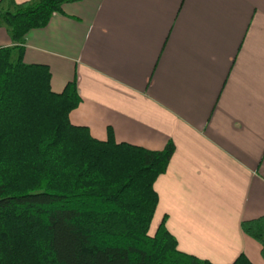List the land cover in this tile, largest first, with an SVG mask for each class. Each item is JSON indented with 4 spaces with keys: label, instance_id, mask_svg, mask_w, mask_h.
<instances>
[{
    "label": "crops",
    "instance_id": "0c3cea01",
    "mask_svg": "<svg viewBox=\"0 0 264 264\" xmlns=\"http://www.w3.org/2000/svg\"><path fill=\"white\" fill-rule=\"evenodd\" d=\"M23 62L47 66L54 93L75 81L69 121L94 139L111 129L117 143L174 145L153 220L180 251L264 264L240 227L264 216V0L65 4L26 35Z\"/></svg>",
    "mask_w": 264,
    "mask_h": 264
},
{
    "label": "trees",
    "instance_id": "16d2710c",
    "mask_svg": "<svg viewBox=\"0 0 264 264\" xmlns=\"http://www.w3.org/2000/svg\"><path fill=\"white\" fill-rule=\"evenodd\" d=\"M81 1L0 0L12 42L0 47V264H212L180 251L164 221L149 232L174 145L117 143L111 129L94 139L69 121L75 81L54 93L49 68L23 62L26 35ZM240 227L264 260V216Z\"/></svg>",
    "mask_w": 264,
    "mask_h": 264
},
{
    "label": "rangeland",
    "instance_id": "374dc122",
    "mask_svg": "<svg viewBox=\"0 0 264 264\" xmlns=\"http://www.w3.org/2000/svg\"><path fill=\"white\" fill-rule=\"evenodd\" d=\"M37 2V0H30V3H36ZM4 29V28H3ZM5 30V29H4ZM6 31V30H5ZM9 37V36H8ZM10 38V37H9ZM154 219V218H153ZM158 226H157V220L155 219V220H152V223H151V226H150V230H149V232H150V234H153L154 233V231L156 230V228H157Z\"/></svg>",
    "mask_w": 264,
    "mask_h": 264
}]
</instances>
